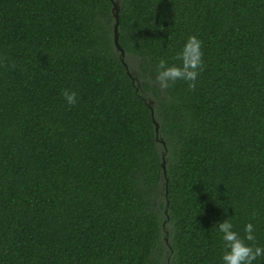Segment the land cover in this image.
<instances>
[{
  "label": "trees",
  "instance_id": "obj_1",
  "mask_svg": "<svg viewBox=\"0 0 264 264\" xmlns=\"http://www.w3.org/2000/svg\"><path fill=\"white\" fill-rule=\"evenodd\" d=\"M0 56V264H223L226 219L264 247V0H0Z\"/></svg>",
  "mask_w": 264,
  "mask_h": 264
},
{
  "label": "clouds",
  "instance_id": "obj_2",
  "mask_svg": "<svg viewBox=\"0 0 264 264\" xmlns=\"http://www.w3.org/2000/svg\"><path fill=\"white\" fill-rule=\"evenodd\" d=\"M203 56L202 41L195 35L190 36L182 51L176 56V59L181 61L180 65L168 66L164 59L159 61L156 82L162 90H167L175 81L185 80L189 82V88L194 90L197 78L205 67ZM7 60V57L0 56V63H5V66H7ZM11 66L16 67L14 62ZM62 95L69 106L76 104L77 93L75 91L65 89ZM218 229L223 233L222 239L225 247L221 257L223 264H253L258 257L264 256V247L254 246L256 236L255 226L252 223L246 224L243 238L238 231L233 230L234 225L231 219L219 222Z\"/></svg>",
  "mask_w": 264,
  "mask_h": 264
},
{
  "label": "water",
  "instance_id": "obj_3",
  "mask_svg": "<svg viewBox=\"0 0 264 264\" xmlns=\"http://www.w3.org/2000/svg\"><path fill=\"white\" fill-rule=\"evenodd\" d=\"M117 8V11H116V19H117V23L115 25V31H116V38H115V42L118 46L119 49H121V52H122V55L124 56L125 55V51L121 48V46L119 45L118 43V20H119V4L117 2H115V9Z\"/></svg>",
  "mask_w": 264,
  "mask_h": 264
}]
</instances>
